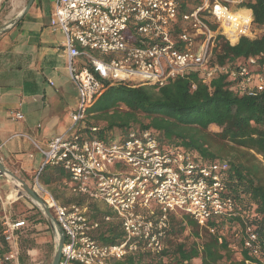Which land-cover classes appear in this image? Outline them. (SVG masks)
Instances as JSON below:
<instances>
[{
  "label": "built area",
  "instance_id": "1",
  "mask_svg": "<svg viewBox=\"0 0 264 264\" xmlns=\"http://www.w3.org/2000/svg\"><path fill=\"white\" fill-rule=\"evenodd\" d=\"M198 1L195 8L183 11L189 9L187 0H56L51 25L65 35L78 104L70 114V127L52 138L47 148L28 134L16 136L28 138L44 156L32 188L64 237L59 264H115L140 250H161L172 213L189 214L221 242L222 222L239 214L228 193V159L203 160L191 152L163 149L150 130L132 129L109 140L81 131L89 108L109 85L163 86L190 73L210 83L225 74L240 94L264 91V66L259 63L264 51L235 67L221 65L214 57L218 35L231 44L264 35V28L255 27L251 9L242 6L245 0ZM79 58L85 63L77 64ZM10 116L13 121L24 119L21 111ZM46 164L60 165L69 173L74 195L111 209L113 215L104 214L102 222L121 224L119 241L102 243L96 238L102 222L92 217L88 203L64 204L55 197L40 179ZM3 176L9 178L0 167ZM12 202L7 197L0 216L6 248L0 264H21L19 238L27 221L6 209ZM234 237L264 264V237L254 226L243 218Z\"/></svg>",
  "mask_w": 264,
  "mask_h": 264
},
{
  "label": "trees",
  "instance_id": "2",
  "mask_svg": "<svg viewBox=\"0 0 264 264\" xmlns=\"http://www.w3.org/2000/svg\"><path fill=\"white\" fill-rule=\"evenodd\" d=\"M242 6L251 9L255 27L264 28V0H245ZM263 51L264 35L256 39L242 37L236 44L218 35L214 57L221 65L235 67ZM259 63L264 66V59L260 58ZM230 85L225 74L206 83L198 73L163 86L114 84L89 108L87 122L81 129L89 137L109 140L132 129L150 130L163 149L191 152L203 160L228 159V193L235 199L239 213L222 222L225 234L221 242L189 214L172 213L163 249L140 250L115 264H145V261L149 264H248L247 261L261 264L234 237V231L244 218L264 237V91L249 96L234 91ZM211 125L219 130H212ZM40 179L64 204L84 203L87 199L71 192L70 175L60 165L46 164ZM55 183L57 186L53 187ZM103 213L113 215L109 211ZM34 217L35 214H29L23 218L27 221L19 238L23 263L21 247L32 248V240L23 234L29 227L28 221ZM187 229L195 240L174 242V237ZM122 235L121 224L117 222L109 223L96 238L102 243H115ZM234 244L236 248L232 247ZM5 250L0 236V255Z\"/></svg>",
  "mask_w": 264,
  "mask_h": 264
},
{
  "label": "crops",
  "instance_id": "3",
  "mask_svg": "<svg viewBox=\"0 0 264 264\" xmlns=\"http://www.w3.org/2000/svg\"><path fill=\"white\" fill-rule=\"evenodd\" d=\"M3 2L9 4L7 14H13L0 19V27L16 18L28 0H0V8H5ZM55 6L56 0H35L0 33V167L9 175L0 177V216L7 197L13 199L6 206L9 212L22 197L20 181L32 183L44 162L28 138L16 135L28 134L47 148L52 138L70 127V114L78 104L79 93L69 76L65 35L51 25ZM76 63L84 64L85 59ZM12 110L21 111L24 119L14 123Z\"/></svg>",
  "mask_w": 264,
  "mask_h": 264
},
{
  "label": "rangeland",
  "instance_id": "4",
  "mask_svg": "<svg viewBox=\"0 0 264 264\" xmlns=\"http://www.w3.org/2000/svg\"><path fill=\"white\" fill-rule=\"evenodd\" d=\"M7 1V0H5ZM189 4V10L192 8H195L198 4V0H187ZM5 5V8H0V19H5V16L8 17L12 16L13 12L7 14L8 3L6 2L4 4H1V6ZM7 6V7H6ZM15 12V11H14ZM95 55L100 57H105L106 55L101 54L98 51L94 52ZM15 110H12L14 112ZM14 123H18V121H15ZM212 130H219L217 126L212 128ZM35 176V175H34ZM34 178V177H33ZM33 183V180H32ZM32 183H29L28 185L32 187ZM53 187L57 186L56 183L52 185ZM22 197L17 200L13 206L10 208L11 212L14 215V218H24L25 216L29 214H35V217L28 221L29 227L24 232L23 237H28L32 240L31 247L29 250H26L25 245H23L22 248V255L24 257V263L20 261L21 264H52L53 257L55 254V250L57 247V239H58V233L54 227L49 223L48 218L42 213L39 206L36 205L32 199L29 197L27 192L20 188ZM71 194V193H70ZM72 195V194H71ZM69 197V196H67ZM72 197V196H71ZM61 202V201H60ZM62 203V202H61ZM84 203H88L91 211V215L94 219L100 220L102 222L103 212H111V209L108 208L104 203L102 202H92L91 200L85 199ZM41 212V213H40ZM180 217V216H177ZM36 221H39L37 224H35ZM112 223H117L116 220H114ZM108 225L106 223L102 222V226L99 230L95 232V236L99 235V233L104 232ZM194 237L191 235V231L189 229L185 230L183 233H181L178 236L174 237V242H186L191 243L194 241ZM235 258H239L237 255V252H235ZM145 264H149L148 261H145ZM223 264H227L224 262Z\"/></svg>",
  "mask_w": 264,
  "mask_h": 264
},
{
  "label": "water",
  "instance_id": "5",
  "mask_svg": "<svg viewBox=\"0 0 264 264\" xmlns=\"http://www.w3.org/2000/svg\"><path fill=\"white\" fill-rule=\"evenodd\" d=\"M34 1L35 0H28L26 6L22 9V11L19 13V15L16 18L10 20L5 27H0V33L2 31H4L5 28H7L9 25L15 23L17 21V19H19L23 14H25L30 9V7L32 6ZM20 182H21V185H20L21 188H23L27 192L29 197L32 199V201L36 205L39 206V208L42 211V213L48 218L49 223L52 225V227L55 228V226H57V225L54 222V217H53L50 209L47 207V205L43 201V199L34 191V189L31 186H29L26 183H23L22 181H20ZM56 231L60 235L58 234L57 247H56V250H55V254H54V257H53L52 264H59V262L61 260V257H62V248H63V245H64V237L62 236V232H61V230L59 229L58 226H57Z\"/></svg>",
  "mask_w": 264,
  "mask_h": 264
},
{
  "label": "bare ground",
  "instance_id": "6",
  "mask_svg": "<svg viewBox=\"0 0 264 264\" xmlns=\"http://www.w3.org/2000/svg\"><path fill=\"white\" fill-rule=\"evenodd\" d=\"M242 11H244V10H242Z\"/></svg>",
  "mask_w": 264,
  "mask_h": 264
}]
</instances>
